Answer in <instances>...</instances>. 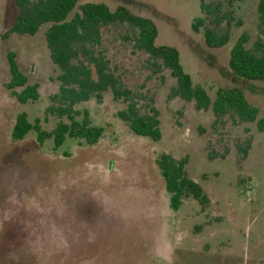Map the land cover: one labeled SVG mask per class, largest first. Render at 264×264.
I'll return each instance as SVG.
<instances>
[{"label": "rangeland", "instance_id": "1", "mask_svg": "<svg viewBox=\"0 0 264 264\" xmlns=\"http://www.w3.org/2000/svg\"><path fill=\"white\" fill-rule=\"evenodd\" d=\"M85 1L112 10L123 5L150 17L158 30L155 43L178 49L195 84L211 98L218 87H240L264 119V82L241 79L228 67L239 35L247 34V45L257 36L264 42L261 0L235 3L230 39L218 48L207 47L201 32L191 29L199 0ZM16 13L12 0H0V264H264V130L256 121L224 116L215 122L211 110L171 97L174 79L168 71H154L127 39V28L111 26L103 29L102 48L140 107L152 99L160 139L133 134L117 117L125 103L108 91L100 102L76 106L104 128L96 143L66 139L54 150L52 138L40 145L33 132L12 141L21 111L30 122L40 118L46 130L54 127L44 109L58 88L47 25L34 35L3 37ZM9 51L28 81L38 84L36 101L20 104L6 88ZM247 142L243 157L240 148ZM161 152L187 157L189 175L209 197L207 208L202 211L193 199L170 208L156 165Z\"/></svg>", "mask_w": 264, "mask_h": 264}, {"label": "trees", "instance_id": "2", "mask_svg": "<svg viewBox=\"0 0 264 264\" xmlns=\"http://www.w3.org/2000/svg\"><path fill=\"white\" fill-rule=\"evenodd\" d=\"M238 1L242 0H199L200 15L193 18L191 29L201 32L207 47L218 48L229 41L235 20L234 5ZM12 2L17 13L3 37L11 33L34 35L41 26L47 25L46 46L58 71L57 91L49 95V104L44 109V119L53 117L54 127L46 130L40 118L30 122L27 114L21 111L10 132L12 141H20L28 132H33L40 145L52 138L54 150L66 139L83 141L87 145L96 143L104 128L92 123L87 109L79 110L76 106L91 99L100 102L108 91L113 99L125 103L117 117L133 134L154 141L160 139V120L152 99L145 107H140L138 95L122 84L102 48L103 29L111 26L127 28V39L136 51L147 55L154 71H168L174 79L169 92L171 97L193 103L196 110H211L215 122L229 116L242 123L256 121L258 128L264 130V119L257 118V108L247 101L240 87H218L211 98L202 85L195 84L180 62L178 49L155 43L158 30L150 17L131 12L123 5L112 10L105 3L85 0ZM258 20L259 27L264 25V0L258 6ZM240 24L238 20L236 25ZM247 42L246 33L236 38L230 48L228 67L241 79L264 82V42L259 36L250 45ZM6 58L10 73L6 88L20 104L36 101L38 84L28 81L13 51H9ZM249 148V142L240 148L243 157ZM187 163L186 156L175 158L166 152L156 158L170 208L177 210L186 199H193L203 211L210 200L200 183L189 175Z\"/></svg>", "mask_w": 264, "mask_h": 264}]
</instances>
